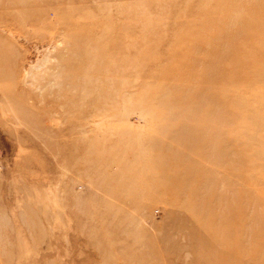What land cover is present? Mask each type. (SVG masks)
<instances>
[{"label":"rangeland","instance_id":"1","mask_svg":"<svg viewBox=\"0 0 264 264\" xmlns=\"http://www.w3.org/2000/svg\"><path fill=\"white\" fill-rule=\"evenodd\" d=\"M225 240L264 250V0H0V264Z\"/></svg>","mask_w":264,"mask_h":264},{"label":"bare ground","instance_id":"2","mask_svg":"<svg viewBox=\"0 0 264 264\" xmlns=\"http://www.w3.org/2000/svg\"><path fill=\"white\" fill-rule=\"evenodd\" d=\"M77 74V73H76ZM71 85V84H70ZM218 126V125H217ZM218 130V129H217ZM219 136V135H218ZM217 136V137H218ZM220 140V138H218ZM208 142V141H207ZM227 150V149H226ZM224 152V151H223ZM243 160V159H241ZM251 184V183H250ZM237 215V214H236ZM239 215V214H238ZM243 215V214H242ZM230 219V218H229ZM231 227V223L226 220L222 223V225H220L218 228V232H222V234L225 235L226 230ZM229 232V229H228ZM237 232V231H236ZM215 234V233H214ZM216 235V234H215ZM236 239V238H235ZM238 240V239H237ZM227 240L223 241L221 247L222 250H218V253L216 252V254L209 259H205L207 264H240L238 263V260L236 257L233 256V253L235 252L234 249H232V247H229L228 243L226 242ZM257 241H261V239L259 238ZM208 247V245H207ZM262 251V255L264 256V250L263 249H259ZM251 252V251H250ZM262 255H258V263L257 264H264V257ZM202 264L203 260L200 261Z\"/></svg>","mask_w":264,"mask_h":264}]
</instances>
